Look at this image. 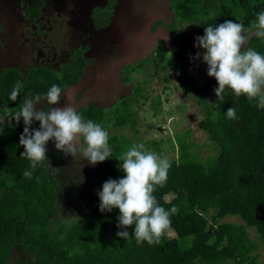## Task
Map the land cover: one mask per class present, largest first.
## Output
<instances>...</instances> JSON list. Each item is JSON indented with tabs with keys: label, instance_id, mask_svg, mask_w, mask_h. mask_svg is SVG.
Listing matches in <instances>:
<instances>
[{
	"label": "trees",
	"instance_id": "16d2710c",
	"mask_svg": "<svg viewBox=\"0 0 264 264\" xmlns=\"http://www.w3.org/2000/svg\"><path fill=\"white\" fill-rule=\"evenodd\" d=\"M109 1L92 10L96 27L106 22L112 3ZM41 6L40 1H32L27 6V17L35 19ZM168 8L173 13L171 22H155L152 28L163 24L171 46L166 48L159 39L153 56L163 69L173 62L177 86L200 101L203 115L197 128L205 134V145L212 150L202 156L189 150L191 142L184 141L187 132L176 135L177 157L170 161L166 184L154 192L166 210L178 208L171 216V227L159 244H137L132 234L135 225L118 227V208L100 211L98 192L103 183L125 175L118 158L140 143H131L117 134L109 135L112 156L92 167L100 187L90 191L81 204L83 217L52 223L58 183L50 180L49 166L60 151L48 150V159L32 170L31 162L21 156L23 118L15 125L7 121L15 119L24 100L44 98L53 84L63 89L77 81L85 60L80 48H73L57 68L32 66L24 77L13 67L0 72V264H264L253 253L260 243L264 244V108L256 107L255 99L237 97L227 87L221 100L216 97L209 104L202 83L186 63L192 51L189 37L196 39L204 35L205 27L227 20L248 28L256 14L264 11V0H170ZM247 47L264 54V39L252 35L242 50ZM135 69L123 67L121 81H127ZM18 81L22 88L17 100L12 101L10 96ZM140 90L132 88L131 94ZM131 94L118 104L115 101L110 109L89 103L76 110L102 128L108 122L120 128L127 125L135 134L136 112L126 109L124 101L132 99ZM229 107L236 109V119L226 116ZM108 112L115 116L109 118ZM25 171H32L31 178L23 175ZM226 216H235L241 222L222 220ZM247 227L253 229L259 244L249 237ZM124 230L129 232L127 239L116 235ZM12 252L19 253L14 260L10 259Z\"/></svg>",
	"mask_w": 264,
	"mask_h": 264
},
{
	"label": "rangeland",
	"instance_id": "374dc122",
	"mask_svg": "<svg viewBox=\"0 0 264 264\" xmlns=\"http://www.w3.org/2000/svg\"><path fill=\"white\" fill-rule=\"evenodd\" d=\"M38 1L43 4L41 16L33 23L23 18L24 4L28 2L27 0H0V40L4 44L3 50L0 49V55L4 54L10 59L19 58L14 40H18L16 35L21 28H27V32L25 29L24 31L31 34L36 26L48 22L59 10L69 16L67 31L61 44L65 53L59 57L60 60L67 59L68 50L72 47L86 45L83 55L88 65L85 74L77 81L79 84L67 85L73 88L61 94L59 102L48 105L46 100L41 99L34 105L37 110L47 111L51 107L63 108L65 105L78 109L89 103L110 109L115 103L118 104L121 98L130 95L132 88L136 90L140 87L139 92L133 91L132 99L124 100L126 109L130 108L136 112L134 128L137 132L134 134L133 128L127 125L120 128L108 122L104 129L109 135L117 134L127 138L131 143L135 141L143 143L147 150L171 161L175 160L178 154L176 135L187 132L184 141L191 142L189 150H194L202 156L212 153L211 148L205 145L207 143L205 134L197 128V123L203 115L200 101L196 96L187 94L177 86V72L173 62L163 69L162 66L158 67L154 59L153 51L157 42L155 40L162 37L166 42H164L166 48L169 49L171 46L169 36L161 29L152 34L153 36L149 35L150 31L144 30L142 40L138 41L133 36L130 39L126 36L128 30L119 34L125 23L134 26V32H137L135 26L140 23L143 25L144 21L150 24L155 20H165L167 23L172 16L167 11L168 0H148L151 5L147 4L146 0H113L112 15L105 27L99 30L93 27L90 13L93 7L107 4L109 0ZM149 13H152V16H148ZM137 19L139 22L135 24ZM196 43V39L190 41L192 51L186 63L188 69L192 70L193 75L202 83L205 99L212 104L217 97L214 89L218 87V82L215 77L207 74L208 66L202 59L205 51L197 47ZM197 52L201 53L200 58H196ZM22 58H19V63L22 60L24 64L26 59ZM166 58L167 60L170 58L169 54ZM125 64L137 69L129 73L127 81L121 82L123 70L121 66ZM165 76L168 77L166 81L163 79ZM118 108L122 110L121 107ZM107 115L110 118L114 113L108 112ZM7 123L15 125L17 121L11 118ZM39 127L40 122L33 119L32 129ZM45 147L47 150H55V141L49 140ZM92 167L93 164L86 158L66 155L62 151L50 162V180L58 183V200L52 223L71 222L83 217L81 204L90 191L100 187L93 175ZM222 220L241 222L235 216H226ZM246 230L249 237L259 244L253 229L247 227ZM253 253L257 254L258 261L264 263V244L260 243ZM18 255L19 253L12 252L10 259L14 260Z\"/></svg>",
	"mask_w": 264,
	"mask_h": 264
},
{
	"label": "clouds",
	"instance_id": "9594fccd",
	"mask_svg": "<svg viewBox=\"0 0 264 264\" xmlns=\"http://www.w3.org/2000/svg\"><path fill=\"white\" fill-rule=\"evenodd\" d=\"M252 35L264 39V11L256 14L248 28L232 20L205 27L204 35L196 37V46L206 50L202 59L208 66L207 74L218 82L214 91L220 100L227 87L237 97L245 95L255 99L256 107L264 108V54L249 47L242 50ZM200 56L197 52L196 58ZM21 88L19 81L13 86L12 101L17 100ZM61 94V87L53 84L43 99L48 105H54L60 101ZM39 100H24L15 115L17 122L23 118L25 126L19 138L24 147L21 156L31 162L32 170L48 159L45 145L49 140H54L56 149L64 154L86 158L93 165L112 156L109 133L100 124L85 120L71 105L37 110L34 105ZM226 116L236 119V109L229 107ZM33 119L40 122L38 129L31 128ZM118 159L122 161L119 167L125 175L103 183L98 192L99 209L111 212L118 208V227L135 225L132 234L137 244H159L171 227V216L178 212L176 206L166 210L154 195L158 187L166 184L171 162L147 150L143 143L133 144ZM23 175L31 178L32 171H25ZM116 235L127 239L129 232L118 231Z\"/></svg>",
	"mask_w": 264,
	"mask_h": 264
},
{
	"label": "flooded vegetation",
	"instance_id": "af4514ba",
	"mask_svg": "<svg viewBox=\"0 0 264 264\" xmlns=\"http://www.w3.org/2000/svg\"><path fill=\"white\" fill-rule=\"evenodd\" d=\"M27 1L28 2L24 4V9H25L24 14L25 15L23 14V18L34 23L35 20L41 16V12H40V15H38L35 19H32V20L29 19L27 17V12H28L27 6L30 5L32 3V1H34V0H27ZM36 1H38V0H36ZM147 1L148 0H146V3L151 5ZM169 1L170 0H168V3H169ZM41 4H42V2H41ZM113 4H114V1L112 0V3L110 4V13L107 16L106 22L103 23L102 25L97 26V27L95 26V21L92 18V15L90 13V18H91V21L93 22V27L96 30H99V29H102L103 27H105V25L109 21L111 15H112ZM99 7H101V6H99ZM41 8H42V6H41ZM95 8L96 7H93L92 9H95ZM167 9H168L167 11L170 12L171 15L173 16V13L168 8V4H167ZM22 11L23 10H21L20 12L22 13ZM159 14H161V13H159ZM148 16H152V13H149ZM172 16L169 18V21L167 22L168 24L171 22ZM68 21H69V16H67L66 14H62L59 10H57L55 12L54 16L51 17V19L48 22H45V23H42V24H39L38 26H36L34 29V32H32L31 34H26L27 28L22 27L21 30L16 35L18 40H14V41L16 42L15 44H17V49H18L17 54L19 55V58L21 59L23 56L27 55L24 58H22V59H26V62L24 64H22V60L19 63V60H20L19 58H15V59L11 58L10 59V58H6V56L4 54H1L0 58L2 59V61L0 62V72L1 71L6 72L8 68L13 67L19 71L21 77H24L25 74L28 72L29 68L32 66L34 67V66L45 65L48 67L57 68L61 63L64 62L63 60H60L59 57L65 53L61 44L63 42V37H64L63 35H65V33L67 31ZM161 21L166 22L165 20H155L149 24V23H146V21H144L143 25L140 23L138 26L137 25L135 26L137 28V32H134V30H133L134 26L131 27L132 25H128L127 23H125V25H123V28L120 30L119 34L121 35L122 32H124L125 30H128L126 33L127 34L126 36L129 39L133 36L138 41V39L142 40V38H143L142 35L145 32L144 30L150 31L149 35H152L155 32H157L159 29H161L163 32L166 33V35L169 36V34H168L167 30L165 29V27L163 26V24H156L154 26V28H152L153 23L161 22ZM138 22H139L138 19H137V21L135 20V24ZM70 24H71V22H70ZM142 27H143V29H141ZM145 27H146V29H145ZM24 29L26 32L24 31ZM185 35L189 36V33H185ZM159 39H161L163 42H165V40H163L162 37H160ZM192 39H195V38L189 37V44H190V41ZM155 41L158 42V39H156ZM3 45H4L3 42L0 40L1 51L3 50ZM86 47H87L86 45H83V46L82 45L81 46L76 45L75 47H72L70 50H68L67 59L69 58V55L72 52L73 48H80L81 54L83 55L84 52L86 51ZM83 58L85 60L84 68H83L82 74L77 79V81L85 74V71H86V68L88 65L87 59L84 57V55H83ZM125 65H127V64H125ZM125 65H123L121 67H124ZM77 81L75 83H77V85H78L79 83ZM75 83L74 84H67V85H75ZM67 85L63 89L70 90L71 88H73V87L67 86ZM63 89H62V94L66 93L68 91V90L63 91ZM36 99L37 98H35L34 100H36ZM39 99L40 100L41 99L46 100L43 98H39ZM0 108H1V106H0Z\"/></svg>",
	"mask_w": 264,
	"mask_h": 264
},
{
	"label": "water",
	"instance_id": "95a60500",
	"mask_svg": "<svg viewBox=\"0 0 264 264\" xmlns=\"http://www.w3.org/2000/svg\"><path fill=\"white\" fill-rule=\"evenodd\" d=\"M66 90H68V89H63V91H66Z\"/></svg>",
	"mask_w": 264,
	"mask_h": 264
}]
</instances>
